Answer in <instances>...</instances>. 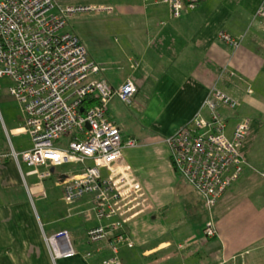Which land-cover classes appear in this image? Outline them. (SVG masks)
Here are the masks:
<instances>
[{"label": "crops", "instance_id": "crops-1", "mask_svg": "<svg viewBox=\"0 0 264 264\" xmlns=\"http://www.w3.org/2000/svg\"><path fill=\"white\" fill-rule=\"evenodd\" d=\"M137 1L127 9L140 16L136 30L124 36L128 51L112 56L111 62L89 54L79 38L89 61L100 68L97 79L112 88L131 81L137 89L131 106L115 98L108 107L122 138L135 141L122 156L145 199L120 231L132 244L117 246L120 264H264V17L257 16L264 0H201L196 10L176 19L166 5ZM221 32L240 46L222 44ZM87 45L93 48V43ZM212 90L236 104L232 110L221 104L216 108L226 122V135L231 136L242 120H248L249 129L240 150L243 171L213 209L217 237L207 240L203 228L209 216L200 196L174 171L164 140L197 114L208 117L203 106ZM52 173L53 178L39 187L34 177H26L29 184L23 180L11 157L3 160L0 264H101L110 256L102 244L100 253L84 257L91 248L85 234L97 224L93 197L80 198L65 212L59 206L57 174ZM18 175L28 194H14L21 186ZM40 189L45 195L36 193ZM53 189H59L61 197L46 193ZM61 231L68 234L73 256H54L48 239Z\"/></svg>", "mask_w": 264, "mask_h": 264}, {"label": "built area", "instance_id": "built-area-1", "mask_svg": "<svg viewBox=\"0 0 264 264\" xmlns=\"http://www.w3.org/2000/svg\"><path fill=\"white\" fill-rule=\"evenodd\" d=\"M103 0H0V79L10 82L7 93L19 106L23 130L31 149L9 154L23 180L34 177L39 187L53 178L52 169L64 166L80 168L75 174L55 179L62 198L72 203L84 196L93 197V215L97 224L85 234L91 247L85 258L100 253L106 245L110 256L101 264H120L117 246L131 242L120 233L124 224L144 206L142 187L124 163L122 150L134 147L124 140L119 127L108 115L113 99L125 106L133 104L137 89L131 81L112 88L97 79L100 68L90 62L79 37L67 30L68 20L76 14L112 11L93 6ZM201 0H155L166 5L171 18L194 11ZM264 17V9L257 12ZM218 40L233 49L240 42L223 32ZM221 104L234 109L235 102L212 90L201 114L164 140L174 171L200 196L209 219L203 234L217 237L213 209L227 189L241 175L245 165L241 147L249 122L240 121L231 136L216 108ZM65 145H55L63 137ZM29 171L22 174L21 166ZM264 180V169L260 172ZM41 190V189H40ZM45 195L44 191L39 192ZM55 257L74 255L66 231L48 239ZM62 249V250H61Z\"/></svg>", "mask_w": 264, "mask_h": 264}, {"label": "rangeland", "instance_id": "rangeland-1", "mask_svg": "<svg viewBox=\"0 0 264 264\" xmlns=\"http://www.w3.org/2000/svg\"><path fill=\"white\" fill-rule=\"evenodd\" d=\"M93 6L110 7L112 11H95L92 13L76 14L68 20L67 30L77 35L86 47L87 52L92 56L97 57L100 61H112V56L117 57L121 55L122 51H128V44L124 36L132 33L136 28L135 24L139 21V15L128 13L127 9L137 6V0H103L99 2H92ZM116 39V41H115ZM109 40L114 45L113 48L109 46ZM93 43V48L88 49L87 44ZM94 49V51H93ZM87 53V54H88ZM119 54V55H118ZM99 61V62H100ZM10 82L6 79H0V151L11 152V147L16 153H22L31 149V141L28 134L23 130L22 115L19 106L12 100L7 93V88ZM135 108V107H133ZM126 137V136H125ZM69 137L65 136L59 141L54 142L55 145H65ZM13 166V165H12ZM75 166H64L55 169L57 178L66 175ZM26 168L22 166V171L25 173ZM15 172V167L13 168ZM18 172V171H16ZM12 177H14L12 175ZM21 183V177L18 175ZM28 184L30 179H26ZM34 187V188H33ZM34 185L29 187L31 193H35ZM62 193V190H60ZM59 189L46 191L49 196L61 197ZM14 194L25 195V184L22 182L21 186L16 188ZM36 193H39L37 191ZM75 203H67L62 197L60 205L62 209L67 210Z\"/></svg>", "mask_w": 264, "mask_h": 264}, {"label": "water", "instance_id": "water-1", "mask_svg": "<svg viewBox=\"0 0 264 264\" xmlns=\"http://www.w3.org/2000/svg\"><path fill=\"white\" fill-rule=\"evenodd\" d=\"M53 170H54V169H52L51 172H53ZM62 177H64V176H61L60 178H62Z\"/></svg>", "mask_w": 264, "mask_h": 264}]
</instances>
